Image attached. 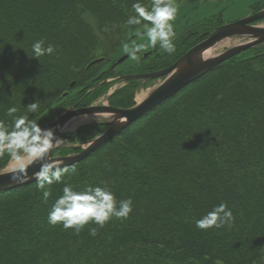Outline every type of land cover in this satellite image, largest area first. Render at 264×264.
I'll return each instance as SVG.
<instances>
[{"label":"trees","instance_id":"obj_1","mask_svg":"<svg viewBox=\"0 0 264 264\" xmlns=\"http://www.w3.org/2000/svg\"><path fill=\"white\" fill-rule=\"evenodd\" d=\"M135 2L0 0V120L11 124L5 113L12 105L18 108L15 115L27 114L40 126L65 106L89 105L107 83L87 82L97 78V64L108 60L114 25L134 15ZM40 39L56 52L33 58L31 45ZM100 48L104 51L93 55ZM233 60L142 115L72 164L78 174L63 177L77 190L103 182L117 201L131 198L127 219L113 217L103 227L90 221L77 234L47 221L63 183L51 186L47 203L36 181L1 191L0 264H260L264 59L262 67ZM156 67L144 65L132 73ZM76 87L81 90L69 97ZM127 89L112 96L110 105L129 103ZM35 100L38 111L27 113L24 107ZM53 104L55 114L45 113ZM102 129L101 124L82 126L70 141H87ZM7 159L0 157V168ZM221 202L232 210V226L198 229L195 221Z\"/></svg>","mask_w":264,"mask_h":264},{"label":"clouds","instance_id":"obj_2","mask_svg":"<svg viewBox=\"0 0 264 264\" xmlns=\"http://www.w3.org/2000/svg\"><path fill=\"white\" fill-rule=\"evenodd\" d=\"M134 15H130L126 24L129 26L144 24L143 36L149 45H159L167 53L175 51L173 37L175 35L172 21L177 15L176 0H151L150 8H146L137 0L133 3ZM144 45H124V51L132 59ZM32 57L39 58L51 56L56 52L52 44L45 46L43 39L36 40L31 45ZM39 101L29 103L27 113H36ZM18 108L14 105L7 107L6 115L12 117L11 124L0 120V157L7 155L12 165L9 171L13 183H25L29 179L36 181V187L42 191L43 201L47 203L52 195L51 186L63 183L59 195L48 210L47 221L51 225L62 224L65 229H73L77 234L90 221L103 227L111 218L127 219L133 210L131 198L117 201L114 193L107 184L86 185L82 190H77L72 184L63 181L66 174L76 175L78 169L75 165L61 166L50 158L54 148H59L63 141L55 134L52 128H42L35 119H30L27 114L15 115ZM82 119H87L82 117ZM38 165L31 176L28 175L29 167ZM234 222L232 210L226 203L221 202L195 221V226L201 230L210 228L231 227ZM96 229H91V234H96Z\"/></svg>","mask_w":264,"mask_h":264},{"label":"rangeland","instance_id":"obj_3","mask_svg":"<svg viewBox=\"0 0 264 264\" xmlns=\"http://www.w3.org/2000/svg\"><path fill=\"white\" fill-rule=\"evenodd\" d=\"M143 6L150 8L149 1L145 0ZM176 6L177 15L175 20L171 22L175 33L173 37L175 51L170 54L160 48L159 45L155 47L149 45L147 38L142 35L144 32V24L148 22L144 21L141 25L129 26L125 23L126 21H119L114 25V34L111 36L113 37L111 42L115 45L113 47L114 49L106 50L108 60H103L97 64V73L95 76L98 79L94 77L87 82L88 84L94 83L97 85L103 82L107 84L103 86V89L99 91L98 95L90 102V104L110 105V99L112 96L121 95L119 91L128 88L127 93L129 92L130 95H128L130 97L128 100L129 103H125L123 108L134 105L137 94L146 97L160 83L161 79L118 81L115 79L116 77L131 74L134 71L139 72L140 68L144 65H147L148 67L157 66L156 68L158 69L159 67H164L166 64L174 61L177 58V55L179 56L180 53L183 54L184 51L186 52L188 50L187 47L193 44V39L195 40L198 38L196 42L202 40V35L212 31L214 26L216 27L218 25L236 21L264 8V0H195L194 2H189L188 0H176ZM255 24L258 26H264V19L255 22ZM247 40L248 38L246 36L230 37L228 44L219 48L218 54L229 47L245 43ZM125 44H128L129 46L144 45L145 47L141 48L136 53L135 59H132L131 56L124 51ZM102 51H104L103 48H100L99 50L97 49L93 52V55L99 56ZM146 53L149 54L145 55ZM125 55L128 57L121 63L115 65L116 61ZM232 58H234V62L253 61L255 65L261 64V60L264 59V43L245 50ZM262 65H258L257 67H262ZM99 77L102 78L99 79ZM79 90H81V87H76L70 90L69 97L77 93ZM61 103L62 102H59V104ZM69 106L70 105L60 109L57 115L59 116ZM56 108L57 105L53 104L47 108L45 113L49 114L54 112L55 114ZM52 120L50 119V121ZM102 121H104V119ZM88 124H99V121L88 120L85 123L82 122L77 124L73 128L63 130L59 135L63 143L59 148H54L52 155L66 156L75 154L78 151L74 148L75 146L93 139L94 137L84 142H78L77 140L70 141V137H74L75 132L80 127ZM105 128L106 127L104 126V129ZM104 129L95 135V137ZM11 166L8 158L5 164L0 168V172L8 171Z\"/></svg>","mask_w":264,"mask_h":264},{"label":"water","instance_id":"obj_4","mask_svg":"<svg viewBox=\"0 0 264 264\" xmlns=\"http://www.w3.org/2000/svg\"><path fill=\"white\" fill-rule=\"evenodd\" d=\"M262 19H264V8L236 21L214 27L212 31L204 34L205 37L202 40L164 68L116 77L115 79L118 81L161 79V82L144 99L140 102H135L130 107H114L109 104H90L75 108L68 107L57 118L41 125V127L54 129L55 134L59 137L63 132L64 124L73 117L85 114H99L106 116V120L99 122V124L106 128L93 139L75 146L74 148L78 150L75 154L53 156V149L50 158L59 162L62 167L79 162L134 123L142 115L205 75L218 64L256 45L263 44L264 26L255 24V22ZM233 36H246L248 40L245 43L229 47L216 56L202 59L201 54L206 49L225 38ZM127 57V55L121 57L116 61L115 65L121 63ZM96 61H93L91 64H94ZM71 86H73V83H71ZM36 170H38V165L29 167L28 175L31 176ZM11 175L12 173L9 170L0 172V192L35 182L34 179H29L25 183H13L10 179ZM260 264H264V258Z\"/></svg>","mask_w":264,"mask_h":264},{"label":"bare ground","instance_id":"obj_5","mask_svg":"<svg viewBox=\"0 0 264 264\" xmlns=\"http://www.w3.org/2000/svg\"><path fill=\"white\" fill-rule=\"evenodd\" d=\"M228 42H229V38H225V39L217 42L213 46L209 47L204 52H202V54H201L202 59L211 58L213 56H216L218 54L219 48L222 47L223 45L228 44ZM144 98L145 97L143 95L137 94L136 95V102H140ZM82 117H86L87 119H82ZM103 119L106 120L107 119L106 116L99 115V114H85V115L76 116V117H73L72 119H70L69 121H67L64 124L63 130H67V129L73 128L77 124L82 123V122L85 123L88 120H96V121L100 122Z\"/></svg>","mask_w":264,"mask_h":264},{"label":"flooded vegetation","instance_id":"obj_6","mask_svg":"<svg viewBox=\"0 0 264 264\" xmlns=\"http://www.w3.org/2000/svg\"><path fill=\"white\" fill-rule=\"evenodd\" d=\"M149 54V53H148ZM90 105V104H89ZM69 107H81V106H76V104L70 105Z\"/></svg>","mask_w":264,"mask_h":264}]
</instances>
